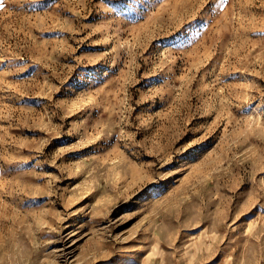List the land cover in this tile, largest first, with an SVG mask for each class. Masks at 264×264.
<instances>
[{
	"label": "rangeland",
	"instance_id": "obj_1",
	"mask_svg": "<svg viewBox=\"0 0 264 264\" xmlns=\"http://www.w3.org/2000/svg\"><path fill=\"white\" fill-rule=\"evenodd\" d=\"M0 5V264H264V0Z\"/></svg>",
	"mask_w": 264,
	"mask_h": 264
},
{
	"label": "snow or ice",
	"instance_id": "obj_2",
	"mask_svg": "<svg viewBox=\"0 0 264 264\" xmlns=\"http://www.w3.org/2000/svg\"><path fill=\"white\" fill-rule=\"evenodd\" d=\"M0 7H2V5H0Z\"/></svg>",
	"mask_w": 264,
	"mask_h": 264
}]
</instances>
